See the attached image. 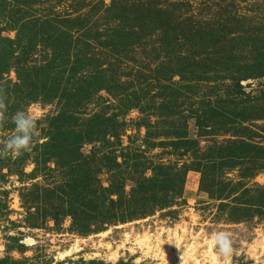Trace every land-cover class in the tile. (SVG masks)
I'll list each match as a JSON object with an SVG mask.
<instances>
[{"label":"rangeland","instance_id":"rangeland-1","mask_svg":"<svg viewBox=\"0 0 264 264\" xmlns=\"http://www.w3.org/2000/svg\"><path fill=\"white\" fill-rule=\"evenodd\" d=\"M11 8L81 64L38 85L0 68V264H264V0H0L4 46ZM74 164L124 198L171 167L175 199L80 234L59 207L42 218Z\"/></svg>","mask_w":264,"mask_h":264},{"label":"trees","instance_id":"trees-1","mask_svg":"<svg viewBox=\"0 0 264 264\" xmlns=\"http://www.w3.org/2000/svg\"><path fill=\"white\" fill-rule=\"evenodd\" d=\"M117 2L118 4H115V7L118 9H122L124 5H119V1ZM6 7H10V5H7L5 3L3 8ZM19 12L20 10H18L17 12L12 8L9 12L4 11V13H8L4 14V16H8V21L11 20L10 22L13 24V26H15V23L18 22L19 25H21L22 30L20 31V34L16 36V41L6 40L9 46H4V40H2L1 38L2 33L6 31L0 30V68L3 70L5 69L4 71H8L10 65L11 67L14 66L18 71V80L22 82L25 81L26 84L31 81L38 85L41 81L40 76H43L45 78L48 77V79H50L53 77V74L57 70H60L61 68L64 69L71 65L69 59L64 60V57L66 55H69L71 44L70 40L68 39H70V37L68 33H61L60 27H54V30L48 33L52 36L51 38H49L50 36H48L46 32L47 29L52 30L50 25H48L50 23L40 22L39 20L30 17L29 18L31 21L29 23H26L27 18L19 15ZM42 26H46L44 28L45 30L41 32L38 31V27L40 28ZM13 31H17L16 28H14ZM54 37L56 39H59L57 41L59 42V46L58 48L53 49L55 53L53 54V59L50 64L33 69L28 67H21L24 64L26 65L28 63L27 57L31 54V52L35 51V49L40 44L44 46V48L49 47V44L47 43H51L48 41L54 39ZM14 46H17V48L23 47L22 52L18 53L17 49H15ZM59 60L62 64H57ZM76 64L79 65L81 63L75 60L71 65L70 75H72V77L68 80V82H71V80L74 79V75L79 73L78 71L80 69H75V67L77 66ZM236 85L239 89V92H241L242 89L239 83H237ZM33 87L34 85L31 84V88ZM36 91L33 92V95H37ZM67 96L69 97L70 95ZM31 97L32 96H30V99H34ZM199 119L198 126L202 127L203 123ZM90 134L92 135V133ZM78 143L79 142H77V145ZM66 144L67 143H65V145ZM65 148L68 150L69 148H71V146L66 145ZM47 149H49L50 151H60L62 148H60L59 146H54V148L52 147V149L51 147H47ZM50 151L49 153L52 154ZM74 152L75 150H72V153ZM81 169L82 168L80 166H76V164L70 166L71 173L67 176L68 181L64 185L65 191L63 190V198H61L62 202L60 204H49V206H45L46 213H42L43 219L48 218V215H53V211H55L57 207H59V214L64 215L63 217H70L74 229L80 234L86 235L87 233L91 232L92 225L98 226V224L106 225L116 221L125 222L128 219L132 220L134 218L145 215L146 213H148V209H153V206H156V208L167 207L171 203L170 199H175V196L170 194L173 191L174 194L176 193L174 185L176 176H179V174H174V170L171 167H156L153 171L155 174L151 178H139L136 181V188L129 198H124V194L122 192L123 190H115L116 188L112 183L108 189L100 188L97 181H95L94 179V173L92 174L89 171ZM114 196H117V201L113 200ZM101 205L104 206L103 208H108V210H110L111 212L106 213L100 210ZM117 206H126L130 215H114L113 210L115 211V208Z\"/></svg>","mask_w":264,"mask_h":264}]
</instances>
